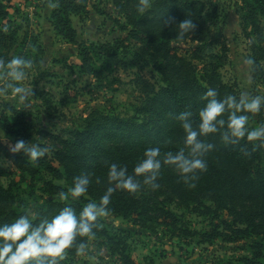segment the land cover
I'll use <instances>...</instances> for the list:
<instances>
[{"label":"rangeland","instance_id":"obj_1","mask_svg":"<svg viewBox=\"0 0 264 264\" xmlns=\"http://www.w3.org/2000/svg\"><path fill=\"white\" fill-rule=\"evenodd\" d=\"M59 1L52 0L57 5ZM86 1L85 9L72 13L70 20L77 42L90 48L91 63H86L79 46L58 34L53 18L58 6L50 9L49 0H0L8 12V19L0 25L4 32L0 35V60L6 63L15 56H23L32 61L22 82L32 94L28 98L29 106L24 108L11 95L0 93V189L12 188L0 200L3 202L0 207L4 213L8 212L12 222L28 212L38 223L39 219L47 218L45 208L49 207L51 218L55 211L73 204L71 198L60 201L46 183L67 192L71 185L66 166L73 168L74 175L86 172L76 164L83 159L75 144L95 143L93 132L101 137L99 144L107 151L127 152L140 147L142 152L153 148L157 141L153 134L158 120L139 109L144 110L147 106L144 100L154 98V92L164 85L160 66H168L170 59L131 38L132 26L115 0ZM155 1L151 0L146 12ZM193 1L201 3L204 14H210L214 29L225 36V45L212 41L172 42V48L179 51H171V56L187 58L201 46L204 51L201 56L205 59L193 61L198 79L203 78L205 64L215 63L228 95L247 92L264 96V82L255 78L252 67L244 63L248 58H259L260 53L254 46L264 49V35L262 41H257L244 31L242 0ZM258 21L264 31V17L259 16ZM117 42L121 43L118 50H102V46L113 47ZM142 58L151 62L146 65ZM261 65L264 69V59ZM6 83L0 75V89ZM117 121L129 122L135 127L129 131L118 130ZM260 125H264V109L250 116V128ZM20 140L47 146L46 163L62 176L56 177L41 169V165L35 166L22 152L15 153L40 169L36 176L24 174L1 149L4 147L12 153L11 146ZM88 164L103 169V157L95 159L92 155ZM225 180L232 188L226 187L228 199H220L222 188L217 181L213 182L215 188L211 187L214 189L205 192L190 189L186 195H177V189L165 182H158L160 187L156 190L143 187L133 194L140 203L141 215L124 218L110 212L99 221L101 232H96V238L91 241L85 238L87 254L79 256L73 248L62 263L124 264L125 256L135 264H241L242 258H251L256 251L264 252V204L254 200L255 192L237 194L233 176L228 175ZM100 181L96 183L92 179L90 186L106 190L107 181ZM82 198L94 201L89 194ZM224 208L232 209L238 216ZM230 228L245 233L233 243L210 234L216 229L231 234ZM205 233L214 239L202 243L198 235Z\"/></svg>","mask_w":264,"mask_h":264},{"label":"trees","instance_id":"obj_2","mask_svg":"<svg viewBox=\"0 0 264 264\" xmlns=\"http://www.w3.org/2000/svg\"><path fill=\"white\" fill-rule=\"evenodd\" d=\"M125 1L124 4L117 0H115L114 3L125 13L126 19L132 26L133 30L130 32L131 38L147 47H153L160 52L161 57L170 59V61H168V66H160L164 85L160 87L157 93L154 92V98H147L144 100V104H147V106L143 105L142 107L145 106L144 110L140 108L139 112L143 113L145 111L146 113H150L158 120V126L155 127L153 134V139L157 140L153 143L154 147L160 148L162 153L178 151L184 146V133L176 117L181 112L191 111L194 123L198 124V112L207 103L204 98H201L203 97L202 95H204L209 88L215 89L218 92V98L224 97L229 93L228 89L220 82L218 73L219 68L215 63L211 66L210 64L208 66L205 64L203 78H197L196 66L193 64V61H203L205 59L201 56L204 53L201 46L195 48L191 55L185 58L178 57V55L171 56V51H179L172 48L171 44L172 42L180 43L181 41L190 40L194 43L212 41L214 44L223 46L225 45V36L222 31L214 29V25L211 23L212 17L210 14H204L200 2H194L193 0H191V2L189 0H156L151 10L146 12L147 15L143 16L137 12L139 0ZM86 2V0H60L58 8L53 13V18L58 34L69 39L71 43L79 46L81 55L86 59V63H91L90 48L77 42L76 31L73 29L70 20V15L72 13L78 14L85 9ZM242 2V24L244 31L257 41H262L264 31L259 24L258 17H264V0H242ZM7 19L8 12L6 11V7L0 2V25ZM184 19L193 20L196 27L193 33L186 34L183 39H177L178 28L176 25ZM0 35H4L1 27ZM1 38L3 39V37ZM120 44V42H117L113 47L111 45H104L102 46V50L112 51L114 48L118 50ZM254 48L257 49L260 56L259 58H253L255 62L251 66L253 75L255 78L264 82V69L261 65V59H264V49L256 46H254ZM137 56L141 58L140 55ZM142 59L146 65L151 62L145 58ZM202 83H205V86ZM156 102H159L158 105ZM116 125H118V130L122 131H129V129L135 127L134 124L124 121H117ZM6 133L10 132L6 130ZM92 136H94L93 138L96 139V142L91 145L81 143L82 146L79 142L75 144L78 152H81V158L83 159L80 160L82 163H76L81 167V171L85 170L87 173H90L92 179L99 178L100 180L104 179L107 181L108 168L106 162H108L126 165L129 174H132L133 168L144 153V151L139 152L140 147H136L133 151L127 152L119 149L107 151L99 144V142L102 141L101 137L94 132ZM206 142L213 144L214 148L204 157L207 170L198 174V179L192 182L194 187L185 184L179 173L174 169L169 170L168 166L162 168L157 183H169L172 188L174 187L175 190L177 189V195H186V190L190 189H195L199 192L214 189L213 182L217 181L216 184L218 187L222 188L220 199H228L229 195L227 194V189L232 190V188L225 178L231 175L236 179L237 194H252L251 192H255L256 195L254 200L264 204V147L254 148L253 144L247 142L245 139L240 140L236 144H225L219 133L208 136ZM1 149L6 154V157L23 171L24 174H30L32 176L39 175L40 169H36L35 166L41 165V169L54 174L56 177L62 176L57 169L46 163L45 158L40 159L34 166L27 161L25 162L24 159L17 154L7 152L6 148L3 147ZM92 155H94L95 159L103 157V169H100L98 166L89 167L90 164H88V160L91 159ZM66 172L68 173V183L72 185L74 177L80 175V173H77V175L71 174L73 173V168L70 166H66ZM207 172L210 175H208ZM215 178H217V180H215ZM46 185L54 194L63 191L60 187L50 182H47ZM11 189L12 188L8 190L0 189V200H2L6 194L10 193ZM105 191L106 190L89 186L87 194H89L94 201L98 202ZM88 202H90V200L80 197L79 199L73 200L71 202L73 204L70 206L79 214ZM1 204H3V202L0 201V205ZM108 207L111 209V213L120 214L124 218L131 217L133 214L141 215L138 199L134 197L133 194H129L120 189H117L113 193L111 203ZM224 209L227 210L229 208ZM44 210L47 218H50L51 213H49V207ZM59 211H55L51 217L58 214ZM229 212L234 216H238V213L234 212L232 209H229ZM166 215H169V213H166ZM12 220L8 212L4 213L0 207V225L11 223ZM39 220L37 222H39ZM230 229L229 231L231 234L229 232L221 233L217 229L214 233L210 234L215 235V238L220 237L225 242L233 243L239 241V235L245 233L241 229ZM100 230L101 228L99 227L96 229V232H101ZM198 236L201 238L202 243L214 239V236L210 238L209 234L206 233L199 234ZM239 261L241 264H264V252H262V250L256 251L253 257H245ZM123 263L135 264L131 259L125 256L123 257Z\"/></svg>","mask_w":264,"mask_h":264},{"label":"clouds","instance_id":"obj_3","mask_svg":"<svg viewBox=\"0 0 264 264\" xmlns=\"http://www.w3.org/2000/svg\"><path fill=\"white\" fill-rule=\"evenodd\" d=\"M49 0L50 9L57 7ZM151 6V0H139L137 12L143 15ZM177 39H183L193 33L196 25L191 19L180 21ZM4 31H7L5 28ZM248 66L255 62L248 58L244 61ZM32 66L30 59L15 56L6 63L0 60V75L7 83L0 93L11 95L18 104L28 107L31 91L22 85L26 72ZM207 103L199 110V123H194L191 111L181 112L176 119L183 130V144L178 151L162 153L160 148H148L136 163L132 174L126 165L106 162L108 187L99 201L88 202L77 212L71 206H65L58 214L35 222L36 217L26 212L11 223L0 225V264H62L69 251L75 248L76 254H87L88 244L85 242L96 238V229L101 227L99 221L107 218L111 209L113 193L117 190L129 194H137L143 187L156 190L163 167L176 170L183 182L190 187L198 179V174L207 170L204 159L213 150L214 145L206 142L210 135L220 134L225 144H236L245 139L255 147H264V125L250 128V116H255L264 109V96L249 95L241 92L239 96L226 95L218 98V92L209 88L203 97ZM12 153H23L31 163L36 164L46 156L49 148L40 143L17 141L11 146ZM96 178V183H100ZM92 183L90 173H82L73 179L67 192L58 193L60 201L79 199L85 196ZM79 241V242H78Z\"/></svg>","mask_w":264,"mask_h":264}]
</instances>
